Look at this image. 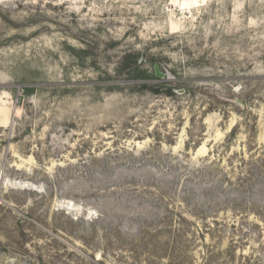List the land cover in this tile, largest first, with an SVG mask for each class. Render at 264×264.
<instances>
[{"label": "rangeland", "instance_id": "obj_1", "mask_svg": "<svg viewBox=\"0 0 264 264\" xmlns=\"http://www.w3.org/2000/svg\"><path fill=\"white\" fill-rule=\"evenodd\" d=\"M0 264H264V0H0Z\"/></svg>", "mask_w": 264, "mask_h": 264}, {"label": "water", "instance_id": "obj_2", "mask_svg": "<svg viewBox=\"0 0 264 264\" xmlns=\"http://www.w3.org/2000/svg\"><path fill=\"white\" fill-rule=\"evenodd\" d=\"M155 73L157 77H164V74L160 73L159 66H155Z\"/></svg>", "mask_w": 264, "mask_h": 264}]
</instances>
